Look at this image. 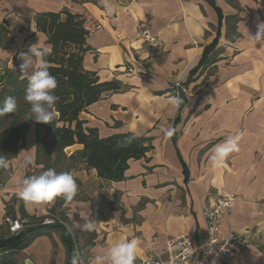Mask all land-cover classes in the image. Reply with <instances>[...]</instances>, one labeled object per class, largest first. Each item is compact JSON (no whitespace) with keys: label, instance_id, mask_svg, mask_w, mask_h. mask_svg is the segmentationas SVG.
Returning a JSON list of instances; mask_svg holds the SVG:
<instances>
[{"label":"crops","instance_id":"obj_1","mask_svg":"<svg viewBox=\"0 0 264 264\" xmlns=\"http://www.w3.org/2000/svg\"><path fill=\"white\" fill-rule=\"evenodd\" d=\"M64 10L80 15L89 31L84 69L99 83L119 86L103 93L80 119L101 138L124 133L149 138L151 149L131 159L125 178L116 182L80 163L71 171L78 185L72 203L57 199L26 207L18 198L21 182L43 168L36 164L37 131L31 126L0 186V239L9 236L3 225L9 204L18 218L70 222L85 262L90 248L106 254L120 240L135 238L137 264L150 254L163 256L169 239L203 236L212 195L226 192L239 199L223 217L220 236L259 232L258 242L233 264H264V47L250 36L264 20V0H0V71L20 72L19 55L30 45L51 52L36 17ZM145 21L162 41L152 59L141 38ZM171 96L185 101L174 108ZM237 134L238 150L223 167H213L212 149ZM83 148L75 144L66 153ZM85 219L95 222L93 231L80 228ZM2 260L66 264L67 252L60 233L53 232L35 237L25 249L0 253Z\"/></svg>","mask_w":264,"mask_h":264},{"label":"trees","instance_id":"obj_2","mask_svg":"<svg viewBox=\"0 0 264 264\" xmlns=\"http://www.w3.org/2000/svg\"><path fill=\"white\" fill-rule=\"evenodd\" d=\"M217 10L219 11L218 8ZM84 24L85 21L80 15L66 10L36 17L37 29L48 36V43L52 45V51L48 52L45 59L49 63L50 73L57 80V88L53 92L57 97V115L50 124L26 119L29 105L23 97L28 84L27 78L21 72L0 71V105L9 96L17 101V110L14 113L0 117V155H5L10 163L18 154L19 143L34 125L37 131L36 164L43 166L41 174L50 169L57 173H71L78 164L86 163L88 167L97 170L100 178L121 181L125 178L129 161L145 157L151 149L150 144L146 145L151 139L132 133L101 138L97 129L87 127L80 119L81 113L98 102L103 93L119 90L116 83H99L93 73L84 69L83 60L89 35ZM229 28L232 29L230 26ZM2 33L3 30L0 29V35ZM230 37L235 39L237 36ZM215 44L216 41L213 45ZM205 60L206 57L203 63ZM75 144L83 145L84 148L68 155L66 149ZM7 170L0 169V186L4 184ZM7 214L16 217L9 204ZM28 219L30 226L25 231L0 239V253L25 249L35 237L59 232L67 252L66 264H72L73 256L80 254L75 227L66 220H55L52 224L44 225L43 222L48 217ZM69 227L73 229L71 233L68 231ZM2 261L3 264H10L6 260Z\"/></svg>","mask_w":264,"mask_h":264},{"label":"clouds","instance_id":"obj_3","mask_svg":"<svg viewBox=\"0 0 264 264\" xmlns=\"http://www.w3.org/2000/svg\"><path fill=\"white\" fill-rule=\"evenodd\" d=\"M251 39L264 47V20H258L257 31L251 35ZM48 55L46 49H41L39 43L30 45L27 52L19 55V71L27 78L28 84L24 93V101L29 105L26 119L41 124H50L56 117L55 104L57 97L53 94L57 88V80L49 71V63L45 59ZM183 103L178 96L170 97V104L174 108H179ZM17 110V101L14 97H6L0 105V117L14 113ZM166 136H172L173 130H165ZM239 134L229 136L223 143L216 145L212 149L209 161L215 168L223 167L226 158L238 150ZM32 163L31 159L25 162L26 166ZM9 161L5 155H0V169H7ZM78 193V185L75 177L70 172L57 173L50 169L41 175L26 177L21 182L18 198L25 206H43L52 204L57 199H62L65 204L74 201ZM95 222L85 219L80 228L82 230L93 231ZM69 227V233L72 232ZM259 235V233H257ZM212 241L209 242V245ZM139 241L135 238L130 240H120L118 243L108 248L106 254H96V249L88 250L90 261L85 262L79 253L72 258V264H135ZM28 264H31L29 261ZM215 264V261H213Z\"/></svg>","mask_w":264,"mask_h":264},{"label":"built area","instance_id":"obj_4","mask_svg":"<svg viewBox=\"0 0 264 264\" xmlns=\"http://www.w3.org/2000/svg\"><path fill=\"white\" fill-rule=\"evenodd\" d=\"M140 31L142 40L147 44L150 59L156 57L162 46L160 37L151 32L149 22L146 21L141 25ZM127 70L130 73H137L134 67H128ZM175 85L182 88L180 83ZM183 91L186 92L185 89ZM212 198V204L204 212L207 227L203 236L194 239L188 235H180L169 239L163 256L150 254L146 259L138 260L137 264H213V261L215 264H233L249 246L258 242L259 232L255 229L245 233H232L226 237L220 236L222 219L239 198L226 192H216ZM54 222L53 219H46L43 224ZM3 225L10 235H18L30 226V220L6 214ZM114 227L118 228V225ZM210 241L212 242L209 245Z\"/></svg>","mask_w":264,"mask_h":264}]
</instances>
